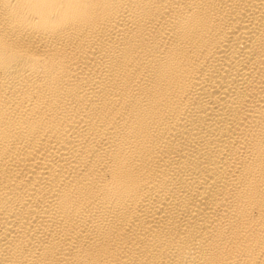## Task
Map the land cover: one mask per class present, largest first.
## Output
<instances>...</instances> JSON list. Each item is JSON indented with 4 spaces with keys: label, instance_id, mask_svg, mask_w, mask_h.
<instances>
[{
    "label": "bare ground",
    "instance_id": "6f19581e",
    "mask_svg": "<svg viewBox=\"0 0 264 264\" xmlns=\"http://www.w3.org/2000/svg\"><path fill=\"white\" fill-rule=\"evenodd\" d=\"M0 264H264V0H0Z\"/></svg>",
    "mask_w": 264,
    "mask_h": 264
}]
</instances>
